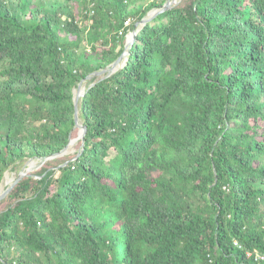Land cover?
<instances>
[{"label": "trees", "instance_id": "trees-1", "mask_svg": "<svg viewBox=\"0 0 264 264\" xmlns=\"http://www.w3.org/2000/svg\"><path fill=\"white\" fill-rule=\"evenodd\" d=\"M165 1L0 0V264H264V0Z\"/></svg>", "mask_w": 264, "mask_h": 264}, {"label": "water", "instance_id": "water-1", "mask_svg": "<svg viewBox=\"0 0 264 264\" xmlns=\"http://www.w3.org/2000/svg\"><path fill=\"white\" fill-rule=\"evenodd\" d=\"M172 0H166V2L164 3L163 7L160 9L161 11L164 10V9H167L171 4H172ZM123 54H120L116 60L114 62H112L110 65L104 67L103 69L99 70V71H96L94 73V75H100V74H104L103 77L105 76H108L114 69L115 67L118 65L120 59L122 58ZM90 78V76H87L86 79ZM79 90H80V83L77 85V88H76V92L74 94V97H73V107H74V113H73V119H74V126H78L82 129V132H81V135L80 137L82 138L86 128L84 125H78V117H77V101H78V97H79ZM69 143V141H68ZM67 143V144H68ZM66 147V146H65ZM64 147V148H65ZM63 148V149H64ZM29 172V169L25 168L23 170H20L17 174V176L15 177V179L9 184L8 187H6L3 191L0 192V199H2L8 192L9 190L13 187V185L18 182V180L26 175L27 173Z\"/></svg>", "mask_w": 264, "mask_h": 264}, {"label": "rangeland", "instance_id": "rangeland-1", "mask_svg": "<svg viewBox=\"0 0 264 264\" xmlns=\"http://www.w3.org/2000/svg\"><path fill=\"white\" fill-rule=\"evenodd\" d=\"M175 1H177V0H175ZM129 33H131V31L126 34L125 39H126V37L127 38L130 37ZM84 48L86 50H89L88 47L86 48V46H84ZM82 86L84 87L85 83H82ZM76 147H77V139H73V140H71V142L69 141V143L66 145V147L64 149H62V151L58 155L71 154L75 151ZM42 163H43V161L37 160V159L28 160L20 170L27 168V169H29V172H30L31 170L37 169ZM10 175H11V177H9ZM15 177H16L15 172H12L9 170L5 171L3 178H2V181H1V184H0V191H3L6 187H8L9 184L14 180Z\"/></svg>", "mask_w": 264, "mask_h": 264}, {"label": "bare ground", "instance_id": "bare-ground-1", "mask_svg": "<svg viewBox=\"0 0 264 264\" xmlns=\"http://www.w3.org/2000/svg\"><path fill=\"white\" fill-rule=\"evenodd\" d=\"M173 2H172V4H174V3H176V1L175 0H172ZM166 2V1H165ZM158 12V10L157 9H154V10H152L151 12H150V14H149V16L148 17H146V18H143L141 21H140V23H144V22H146L148 19H150L151 17H153L156 13ZM137 24L135 25V27H134V29L131 31V33H129L130 34V37L129 38H127L126 37V39H125V44H124V49H123V51L120 53V54H123V56H122V58L120 59V61H119V63H118V65L120 64V62H121V60L123 59V57L126 55V53H127V51H126V49L128 48V46L133 42V40L135 39V34H136V32H137ZM116 60V59H115ZM114 60V61H115ZM113 61V62H114ZM111 64V63H110ZM109 64V65H110ZM117 65V66H118ZM108 66V65H107ZM117 66L115 67V69L112 71V72H114L115 70H116V68H117ZM106 67V66H105ZM103 69V68H102ZM101 70V69H100ZM97 71H99V70H97ZM96 72V71H95ZM95 72H93L92 74H90V75H87V76H90V78H88V79H86V77L84 78V79H82V80H80L79 81V83H80V90H79V97H78V99L83 95V93H84V91H85V86L83 87L82 86V83H85L86 81H88V80H90L91 79V77H99V78H105V77H107V76H105V77H103L104 76V74H100V75H94V73ZM111 72V73H112ZM110 73V74H111ZM109 74V75H110ZM108 75V76H109ZM78 83V84H79ZM77 84V85H78ZM92 84V83H91ZM90 84V85H91ZM76 88H77V86H76ZM76 88H75V90H74V94H75V92H76ZM74 97V96H73ZM78 102V101H77ZM77 117H78V115H77ZM80 123H79V121H78V125H79ZM80 125H82V124H80ZM76 127H78V126H76ZM81 132H82V129L79 127V133H78V135L75 137V138H73V139H77V140H79V138H81L80 137V135H81ZM85 133V132H84ZM84 135V134H83ZM83 137V136H82ZM71 139V138H70ZM73 139H71V140H73ZM71 140H70V142H71ZM76 145V144H75ZM75 147V146H74ZM27 162V161H26ZM25 162V163H26ZM9 177H11V175L9 176ZM1 192V191H0ZM255 252H257V251H255Z\"/></svg>", "mask_w": 264, "mask_h": 264}, {"label": "built area", "instance_id": "built-area-1", "mask_svg": "<svg viewBox=\"0 0 264 264\" xmlns=\"http://www.w3.org/2000/svg\"><path fill=\"white\" fill-rule=\"evenodd\" d=\"M246 256H253L255 260H263L264 259V255H262L259 252H250V251H248L246 253Z\"/></svg>", "mask_w": 264, "mask_h": 264}]
</instances>
